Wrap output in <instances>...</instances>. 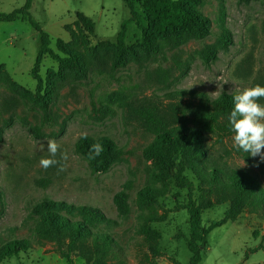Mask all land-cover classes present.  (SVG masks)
I'll use <instances>...</instances> for the list:
<instances>
[{"label": "rangeland", "instance_id": "1", "mask_svg": "<svg viewBox=\"0 0 264 264\" xmlns=\"http://www.w3.org/2000/svg\"><path fill=\"white\" fill-rule=\"evenodd\" d=\"M23 3L24 0H0V12H10ZM221 5L233 41L228 47L219 48L211 61L203 62L199 51L203 43H214L213 34L203 40H191L177 50L166 51L167 59L158 55L141 64L130 61L114 73L91 72L85 81L62 88L55 108L57 123L44 128L38 138L32 134L35 120L22 106L4 114L8 124L0 117V244L10 238L31 237L29 222L24 220L35 202L49 197L98 206L106 216L120 221V227L113 232L123 247L122 263L145 264L148 250L142 236L135 232L138 221L132 199L150 181L149 162L143 159L141 151L151 136L135 123H127L121 109L109 101L108 96L115 91L149 95L185 88L205 91L214 98L222 92L237 94L251 87L255 78L264 76V0H202L199 9L211 19L214 32L218 31L216 18ZM75 12H82L94 21L93 44L99 40L114 41L121 22L129 16L122 0H32L29 9L33 21L52 38L54 49L57 38L70 40L64 25L73 26ZM137 38L138 31L130 25L128 43H134ZM39 47V32L28 21L0 22V65L13 81L32 92L36 81L30 71ZM172 53L180 58L178 64L172 62ZM157 65L173 67L175 78L168 86L148 79L146 71L152 72ZM51 68L56 69L57 63L46 55L41 63V76ZM5 95L8 90L3 83L0 84V101ZM260 103L264 104V100ZM104 106L112 108L111 113L106 114ZM85 134L107 136L123 148L125 154L106 171L93 173L87 162L73 151L75 141ZM48 140L56 141L60 150L68 153L67 168L59 174L55 166L45 170L39 164L41 157L48 156L47 151H40L42 145L46 150ZM225 146L230 152L227 162L249 170L264 187V162L254 166L259 157L253 158L234 148L232 138L226 140ZM212 154L225 157L220 149L214 148ZM185 175L193 183V197L197 200L203 194L202 186L191 171H186ZM125 184L130 185L126 190L131 198L127 218L121 216L113 202L115 193L124 189ZM166 185L168 191L158 197L156 206L157 214L164 218L150 223L160 232L158 243L162 256L157 264L162 261L176 264L172 259H176L177 264H187L191 254L185 242L189 222L187 211L181 208L187 202V190L175 186L171 180H166ZM211 204L202 213L204 226L221 219L227 208L226 203L211 201ZM254 231L256 234L252 235ZM207 244L208 249L199 264H250L254 261L264 264V220L257 213L245 211L236 221H227L211 230ZM72 261L68 263L60 257L53 243L38 244L33 239L30 249L0 264H86L77 255H73ZM110 262L117 264V259ZM163 262L161 264H168Z\"/></svg>", "mask_w": 264, "mask_h": 264}, {"label": "trees", "instance_id": "2", "mask_svg": "<svg viewBox=\"0 0 264 264\" xmlns=\"http://www.w3.org/2000/svg\"><path fill=\"white\" fill-rule=\"evenodd\" d=\"M129 16L124 19L114 41L99 40L92 43L95 36V23L82 12H75L73 26L65 24L70 40H55V49L51 47V37L33 21L29 9L32 0H24L22 6L10 12H0L1 21H28L38 32L40 47L30 74L36 81L32 92L11 79L3 65H0V84L4 83L8 95L1 96L0 117L4 124L8 119L4 114L16 107L31 113L35 120L32 134L38 138L43 129L57 123L55 108L64 86L85 81L91 72L114 73L128 62L144 63L159 57L167 59L166 51L177 50L191 40H203L214 35V43H203L199 56L203 62L216 57L219 48L228 47L232 34L225 22V9L219 8L216 23L218 31L212 30L211 19L199 9L202 0H122ZM130 25L138 31L134 43H128ZM57 63L56 69H48L41 76L40 68L44 56ZM171 60L178 64L180 58L172 53ZM148 79L167 85L175 78L172 66L157 65L152 72L146 71ZM264 85V76L251 82ZM233 93L222 92L217 97L197 89L178 88L162 94H130L115 91L108 100L115 102L121 109L124 120L138 125L151 136V140L142 148V157L146 162L150 181L142 186L132 199L136 209L138 225L135 232L142 236L148 250L143 263L157 264L162 251L158 239L160 232L150 226L163 220L157 214L158 197L168 191L166 180L175 186L187 190V202L181 206L188 213L189 235L185 239L190 257L187 264H199L202 254L208 249L207 235L215 227L227 221H235L245 212L257 213L264 220V187L249 170L230 165L226 156L230 152L225 146L232 138L228 115L233 107ZM261 102V101H259ZM106 114L112 108L104 106ZM84 135L79 137L73 151L86 162L91 172L106 171L115 161L125 154L123 148L107 136ZM100 143L103 151L95 159L88 154L93 143ZM223 150L214 157L213 149ZM191 171L199 180L203 194L197 200L193 197V183L185 172ZM161 183V185H157ZM125 188L115 193L113 202L123 218L131 211L130 195ZM1 196V195H0ZM215 202L227 204L224 216L202 224V213ZM29 222L31 237L10 238L0 244V262L16 257L33 245L53 243L60 257L72 263L77 255L86 264L122 263L123 247L115 237L114 229L121 222L108 217L92 204H74L64 200L43 197L35 202L24 220ZM255 231L252 235H255ZM173 263H178L172 259Z\"/></svg>", "mask_w": 264, "mask_h": 264}, {"label": "clouds", "instance_id": "3", "mask_svg": "<svg viewBox=\"0 0 264 264\" xmlns=\"http://www.w3.org/2000/svg\"><path fill=\"white\" fill-rule=\"evenodd\" d=\"M261 100H264V85L246 87L233 96V107L228 115L230 131L233 133V147L243 150L253 158L259 157V161L254 165L256 167L260 162H264V104L259 102ZM84 138H87L86 134ZM40 151L48 153V156L41 157L39 161L42 168L47 170L55 166L57 174L66 170L68 153L66 150L61 151L56 141L48 140L46 150L42 145ZM102 151L100 143H93L88 158L95 159Z\"/></svg>", "mask_w": 264, "mask_h": 264}, {"label": "crops", "instance_id": "4", "mask_svg": "<svg viewBox=\"0 0 264 264\" xmlns=\"http://www.w3.org/2000/svg\"><path fill=\"white\" fill-rule=\"evenodd\" d=\"M236 221V220H235ZM260 249V248H259ZM253 250H255V249H253ZM163 262V261H162ZM162 262H160V263H158V264H161ZM163 263H171V262H163ZM250 264H262V263H259V262H251Z\"/></svg>", "mask_w": 264, "mask_h": 264}]
</instances>
